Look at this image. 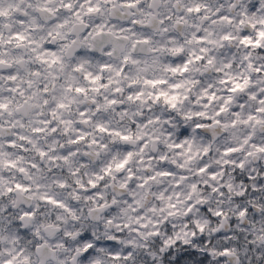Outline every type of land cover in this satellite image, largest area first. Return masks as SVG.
Here are the masks:
<instances>
[{
  "label": "clouds",
  "instance_id": "obj_1",
  "mask_svg": "<svg viewBox=\"0 0 264 264\" xmlns=\"http://www.w3.org/2000/svg\"><path fill=\"white\" fill-rule=\"evenodd\" d=\"M0 264H264V0H0Z\"/></svg>",
  "mask_w": 264,
  "mask_h": 264
}]
</instances>
